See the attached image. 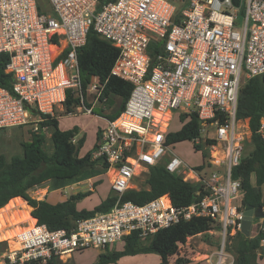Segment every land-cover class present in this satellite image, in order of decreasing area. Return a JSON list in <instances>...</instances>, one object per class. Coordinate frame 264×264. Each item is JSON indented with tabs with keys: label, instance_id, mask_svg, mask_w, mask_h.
Returning <instances> with one entry per match:
<instances>
[{
	"label": "built area",
	"instance_id": "obj_1",
	"mask_svg": "<svg viewBox=\"0 0 264 264\" xmlns=\"http://www.w3.org/2000/svg\"><path fill=\"white\" fill-rule=\"evenodd\" d=\"M98 4L0 0V55H9L5 71L14 77L12 90L0 86V130L32 124L39 131L40 114L55 117L58 108L65 110L68 91H76L84 104L78 50L94 29L119 49L112 74L134 86L93 152V160L107 164L101 176L109 177L121 198L138 189L135 180L168 154L167 170L199 185L197 200L176 206L169 194L145 204L119 198L111 210L79 220L70 232L51 230L34 218L19 228L17 246L0 254V264H47L87 249L105 251L124 244L133 232L146 238L194 217L220 226L208 231L219 240L210 263L236 264L229 245L241 231L244 210L239 209L241 182L233 179L232 169L240 164L249 137L237 107L242 86L264 74V0L238 5L234 0H113L100 9ZM153 41L158 45L154 58ZM103 88L94 77L87 94L99 98ZM181 114L198 117L195 146L210 140L206 146L216 150L203 169L189 166L166 143L170 123ZM258 218L261 264L264 215Z\"/></svg>",
	"mask_w": 264,
	"mask_h": 264
},
{
	"label": "trees",
	"instance_id": "obj_2",
	"mask_svg": "<svg viewBox=\"0 0 264 264\" xmlns=\"http://www.w3.org/2000/svg\"><path fill=\"white\" fill-rule=\"evenodd\" d=\"M113 0H99V9ZM158 45L153 41L149 48L154 58ZM119 55V49L110 41L102 38L97 31L91 29L87 35L85 45L78 50L80 74L82 78L83 96L86 98L87 89L92 79L97 77L104 88L98 99L109 102L111 94L121 98L119 108L108 115L114 120L125 109L126 103L133 90V84L112 74V68ZM7 53L0 55V86L12 90L14 77L6 73L8 63ZM76 91H68L64 103L67 114L75 113L76 109L85 105ZM88 105V106H87ZM86 107H92L86 104ZM39 115L36 110H32ZM44 119L40 122L39 131H33L28 141L21 143L22 154L12 156L10 159L0 154V209L7 206L12 200L20 197L32 207L31 214L39 223L47 225L51 230L65 229L72 231L79 220L91 217L97 213L111 210L119 200L118 193L110 187L108 196L101 200L92 209L78 207V202L93 194L92 190L72 194L64 201L51 203L47 197L35 198L31 191L40 187H47L48 191L61 190L73 184L101 176L107 169L104 161L93 160L92 155L98 146L102 130H100L97 143L86 154L80 155L86 137L75 140L78 128L63 130L59 127V118L40 114ZM237 118L247 120L251 131L250 143L253 149L244 155L240 164L232 169V177L241 182L242 198L239 205L244 210L247 205L255 209L264 208V194L261 186L264 184V74L249 79L240 89ZM182 125L177 131H168L167 145H174L184 141H192L199 134V120L196 114L186 118L185 114L179 117ZM50 131L52 151L46 149V134L44 128ZM1 131V130H0ZM207 142L211 143L210 140ZM196 145L202 150L203 164L198 169L210 165L209 148L206 143ZM205 145V149H204ZM168 158H164L157 165L151 166L146 172L145 184L139 189L127 190L120 201H131L136 204H145L159 196L169 194L176 206H188L197 200V183L184 181L175 173L166 168ZM102 182L99 180L96 184ZM264 215V211H263ZM220 229V226L208 217H194L188 221H181L169 228L160 229L155 234L142 238L133 232L126 236L123 248L106 249L98 259L91 264H118L126 256L155 253L160 255L161 261L156 264H173L171 257L179 255L180 245L187 239L198 234H208L209 230ZM262 232L255 238L246 237L241 231L232 239L229 249L236 256V264H259L257 252L260 248ZM7 247L6 242H0V253ZM28 264H39L30 262ZM47 264H70L62 262L59 258L50 260ZM175 264H202L190 259L178 257Z\"/></svg>",
	"mask_w": 264,
	"mask_h": 264
},
{
	"label": "rangeland",
	"instance_id": "obj_3",
	"mask_svg": "<svg viewBox=\"0 0 264 264\" xmlns=\"http://www.w3.org/2000/svg\"><path fill=\"white\" fill-rule=\"evenodd\" d=\"M46 10L52 12V6L47 5ZM85 103L92 106V112L87 113L83 108L85 105L78 107L75 113L67 114L65 110H58L55 113V117L59 118V127L63 130H69L74 127L78 128V134L76 135V141L82 136L86 137L85 144L80 150V155L86 154L90 149H92L97 143V138L100 130H103L108 125L107 116L114 113L120 106L121 98L115 94L109 96V102L101 101L97 98L96 94H87L85 98ZM88 106V105H87ZM81 108V109H79ZM242 128L248 132V141L246 142L244 155L250 153L253 149V145L250 143L251 131L248 127V121H241ZM264 124V120H263ZM181 122L175 117L170 123L168 130L177 131L181 128ZM33 132V125H25L21 127H14L9 129H4L0 131V154L6 155L8 159L15 155L22 154L21 143L28 141L31 138ZM47 142L46 149L52 151V143L50 140V131H45ZM204 145V149H205ZM209 148V147H208ZM172 150L178 155L185 163L191 167H196L202 165L204 159L202 151L197 150L194 141H184L176 143L172 146ZM216 150L211 152L209 149V157H213ZM169 157L167 154L166 158ZM208 161V160H207ZM210 169H206V171ZM102 182L98 185L96 184L99 180ZM109 177L98 176L90 180L84 181L82 183L73 184L65 187L61 190L50 191L48 195V201L51 203H57L64 201V199L69 198L72 194L78 192H86L92 190L93 194L80 200L78 202V207L80 209H92L101 200L105 199L110 190ZM196 183V181H192ZM135 185L139 189L141 186L145 187V175L141 174L136 180ZM48 190L47 187H40L31 191V195L35 198H41L45 192ZM262 193L264 194V184L261 186ZM25 201V200H24ZM32 208H28L24 205L22 201L17 199L12 200L7 206L0 209V242H6L7 249L14 248L17 246L14 239L15 234L20 230L19 228H24L33 222L34 217L31 214ZM260 230V218L254 220L250 238H255ZM217 235L213 234H198L196 236L189 237L185 244L180 245L179 255L171 257V262L175 264L178 257H183L192 260L193 262H201L202 264H211L210 260L213 253L217 250L218 246L216 242ZM123 247V243L120 242L116 244L115 247L109 249L119 250ZM1 252L0 254H2ZM99 249H87L81 252L73 254L69 258L61 260L62 262H68L70 264H91L95 262L99 255L102 253ZM154 256L160 255L151 253L144 257L142 260L137 261L132 259L130 256L124 257L123 263H133V264H156ZM216 257L214 256V259ZM261 264H264V259L261 260Z\"/></svg>",
	"mask_w": 264,
	"mask_h": 264
},
{
	"label": "water",
	"instance_id": "obj_4",
	"mask_svg": "<svg viewBox=\"0 0 264 264\" xmlns=\"http://www.w3.org/2000/svg\"><path fill=\"white\" fill-rule=\"evenodd\" d=\"M238 5L240 0H234ZM263 216V208L255 209L253 205H247L243 212L242 228L241 232L246 236L250 237L254 220L257 217Z\"/></svg>",
	"mask_w": 264,
	"mask_h": 264
},
{
	"label": "crops",
	"instance_id": "obj_5",
	"mask_svg": "<svg viewBox=\"0 0 264 264\" xmlns=\"http://www.w3.org/2000/svg\"><path fill=\"white\" fill-rule=\"evenodd\" d=\"M108 121H109V119H108ZM90 180V179H89ZM82 183V182H81ZM49 192L50 191H46L45 192V194L41 197V198H39V199H43V198H45V197H47L48 198V195H49ZM20 198V197H19ZM22 199V198H21ZM23 200V199H22ZM48 200V199H47ZM65 200V199H64ZM24 201V200H23ZM26 204H27V202L26 201H24ZM28 205V204H27ZM28 207L29 208H32L31 206H29L28 205ZM123 248V247H122ZM122 248H120V249H122ZM149 254H151V253H149ZM149 254H138V255H135V256H130L133 260L134 259H136L137 261H139V260H142L144 257H146L147 255H149ZM155 254V253H154ZM214 254V253H213ZM126 257H128V256H126ZM124 259V257L122 258V259H120L119 260V262H118V264H133V263H123L122 262V260ZM154 259H155V261H157V263L158 262H160L161 261V257H160V260H159V256H154Z\"/></svg>",
	"mask_w": 264,
	"mask_h": 264
},
{
	"label": "bare ground",
	"instance_id": "obj_6",
	"mask_svg": "<svg viewBox=\"0 0 264 264\" xmlns=\"http://www.w3.org/2000/svg\"><path fill=\"white\" fill-rule=\"evenodd\" d=\"M16 199H17L18 201H22V202L24 203V205L28 207V205H27V204H26L21 198L18 197V198H16ZM28 208H29V207H28Z\"/></svg>",
	"mask_w": 264,
	"mask_h": 264
}]
</instances>
